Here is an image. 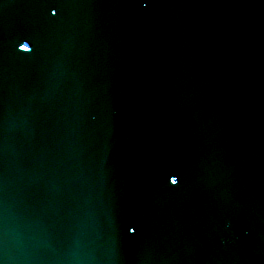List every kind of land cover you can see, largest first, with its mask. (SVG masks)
I'll return each mask as SVG.
<instances>
[{
  "label": "water",
  "instance_id": "1",
  "mask_svg": "<svg viewBox=\"0 0 264 264\" xmlns=\"http://www.w3.org/2000/svg\"><path fill=\"white\" fill-rule=\"evenodd\" d=\"M47 3L0 0V262L264 264V0Z\"/></svg>",
  "mask_w": 264,
  "mask_h": 264
},
{
  "label": "snow or ice",
  "instance_id": "2",
  "mask_svg": "<svg viewBox=\"0 0 264 264\" xmlns=\"http://www.w3.org/2000/svg\"><path fill=\"white\" fill-rule=\"evenodd\" d=\"M47 6H48L50 16L55 17L60 13V8H61L60 0H48ZM30 44H31L30 41H26V42L21 43L20 47L25 52L31 51L32 48L30 47ZM170 183L173 185H177L179 183V179L172 178L170 180ZM0 264H2V262H0Z\"/></svg>",
  "mask_w": 264,
  "mask_h": 264
}]
</instances>
